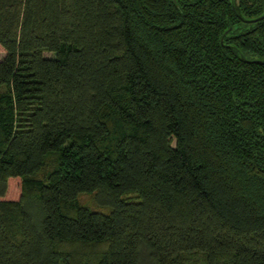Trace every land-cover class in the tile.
I'll use <instances>...</instances> for the list:
<instances>
[{"label":"trees","instance_id":"trees-1","mask_svg":"<svg viewBox=\"0 0 264 264\" xmlns=\"http://www.w3.org/2000/svg\"><path fill=\"white\" fill-rule=\"evenodd\" d=\"M263 14L0 0V264H264Z\"/></svg>","mask_w":264,"mask_h":264},{"label":"rangeland","instance_id":"rangeland-1","mask_svg":"<svg viewBox=\"0 0 264 264\" xmlns=\"http://www.w3.org/2000/svg\"><path fill=\"white\" fill-rule=\"evenodd\" d=\"M3 53L2 52H0V60L2 59V57H3ZM46 56H50L51 54H49V53H46L45 54ZM80 201L82 202V203H84L85 205H89V206H93V196H89V195H82V196H80Z\"/></svg>","mask_w":264,"mask_h":264},{"label":"water","instance_id":"water-1","mask_svg":"<svg viewBox=\"0 0 264 264\" xmlns=\"http://www.w3.org/2000/svg\"><path fill=\"white\" fill-rule=\"evenodd\" d=\"M238 18H239V20H241L244 23H255V22H258V21H261L262 19H264V14L258 18L251 19V20H246V19L242 18L240 15H238ZM260 62L261 61H259V60L252 61V63H260Z\"/></svg>","mask_w":264,"mask_h":264}]
</instances>
